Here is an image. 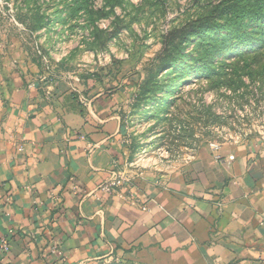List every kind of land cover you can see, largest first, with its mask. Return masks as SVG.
I'll return each mask as SVG.
<instances>
[{
    "label": "crops",
    "instance_id": "0c3cea01",
    "mask_svg": "<svg viewBox=\"0 0 264 264\" xmlns=\"http://www.w3.org/2000/svg\"><path fill=\"white\" fill-rule=\"evenodd\" d=\"M45 76L0 45V264H264V141L138 173L114 97L49 98ZM112 170L128 182L109 194L99 186Z\"/></svg>",
    "mask_w": 264,
    "mask_h": 264
},
{
    "label": "rangeland",
    "instance_id": "374dc122",
    "mask_svg": "<svg viewBox=\"0 0 264 264\" xmlns=\"http://www.w3.org/2000/svg\"><path fill=\"white\" fill-rule=\"evenodd\" d=\"M231 1L0 0V45L35 62L49 98L114 97L130 167L172 174L204 146L264 141V21L179 45L190 22ZM166 46L173 67L159 71Z\"/></svg>",
    "mask_w": 264,
    "mask_h": 264
},
{
    "label": "trees",
    "instance_id": "16d2710c",
    "mask_svg": "<svg viewBox=\"0 0 264 264\" xmlns=\"http://www.w3.org/2000/svg\"><path fill=\"white\" fill-rule=\"evenodd\" d=\"M244 0L231 1L229 3H217L211 5L209 13L203 16L200 19L190 22L185 28L180 32L179 45L182 41L188 38L191 35H205L211 30L220 31L224 28L234 29L239 33H242L249 23L245 20L247 17L249 21L254 23H259L264 21V0H248V3H242ZM87 0H83V3L78 7L81 8L85 6ZM76 8V10L78 9ZM223 20V23H220V20ZM179 32V33H180ZM172 38L171 34L167 35V41ZM215 39V38H213ZM246 41H242L241 44H244ZM241 46V45H239ZM164 54L166 57L163 59L162 65L159 67V71L163 69H169L173 66L170 62V58L174 54L172 49L170 50L168 46L164 49Z\"/></svg>",
    "mask_w": 264,
    "mask_h": 264
},
{
    "label": "built area",
    "instance_id": "2783aa9c",
    "mask_svg": "<svg viewBox=\"0 0 264 264\" xmlns=\"http://www.w3.org/2000/svg\"><path fill=\"white\" fill-rule=\"evenodd\" d=\"M41 79L45 80V77H40ZM212 146L216 149L220 148V145L217 143L212 144ZM90 151L94 147H92L91 143L89 144ZM128 182L127 175L121 172H118L117 170H112L110 172V176L106 181H104L100 186L99 189L107 192L109 194H112L114 191H116L119 187L124 185ZM9 200V199H8ZM10 251V242L8 236H4L0 241V254H7ZM49 252L60 259L65 258V253L60 247V243L58 241H52L49 247Z\"/></svg>",
    "mask_w": 264,
    "mask_h": 264
}]
</instances>
